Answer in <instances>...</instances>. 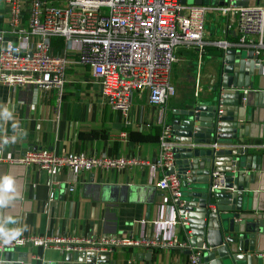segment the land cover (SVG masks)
Masks as SVG:
<instances>
[{"label":"crops","instance_id":"obj_1","mask_svg":"<svg viewBox=\"0 0 264 264\" xmlns=\"http://www.w3.org/2000/svg\"><path fill=\"white\" fill-rule=\"evenodd\" d=\"M183 2L219 5V0ZM253 4L264 6V0H249V5ZM6 10L0 0V29L5 30ZM205 23L208 28L204 25L202 51L195 47L177 49L175 64L180 70L172 82L176 91L162 111L148 102L146 92H136L129 114L123 118L106 102L90 69L78 64L76 54L71 51L65 53L67 68L60 97L53 89L0 83V139L11 138L0 147V234L142 237L157 245L114 248L104 264L189 263L188 251L193 249L182 224L173 227L152 224L155 220H170L172 210L169 191L157 186L166 170H152L150 164L158 156L162 124H170L172 111L192 105L196 96L208 94L216 84L223 50L213 41L235 40L219 13L209 11ZM26 28L25 18L22 29ZM5 39L16 41L9 33ZM259 58L263 61L264 49ZM251 83V88L240 89V103L245 109L241 124L245 129H239L244 135L243 141L237 144L248 147L249 153L261 159L257 187L258 203L264 208V148L256 147L264 144V61L255 70ZM188 89L192 90L190 97L186 96ZM242 90H247L246 94ZM40 148L56 154L129 157L142 163L122 170L93 169L75 174L68 169L45 172L13 161L27 151ZM68 187L73 190L69 191ZM51 190L55 192L52 199L49 198ZM141 220L146 223L142 224ZM172 232L185 242L184 248L159 245ZM260 253L264 256V251H257L256 255ZM0 264L89 263L75 253L24 245L0 250Z\"/></svg>","mask_w":264,"mask_h":264},{"label":"built area","instance_id":"obj_2","mask_svg":"<svg viewBox=\"0 0 264 264\" xmlns=\"http://www.w3.org/2000/svg\"><path fill=\"white\" fill-rule=\"evenodd\" d=\"M7 7V28L0 29V83L7 86H33L63 92L67 59L65 53L74 52L76 62L90 69L101 93L113 110L127 118L132 96L146 92L148 102L164 109L175 95L171 81L172 66L180 47H195L202 51L205 41L204 25L209 11L219 13L226 20L227 29L235 40H215L223 52L228 48L244 49L259 57L264 49V6H239L233 0L224 5L187 4L182 0H3ZM26 18L27 28L22 29ZM13 34L16 41L5 39ZM62 37L65 47L55 54L52 37ZM22 43H25L24 47ZM261 59V58H260ZM262 60V59H261ZM264 61V59H263ZM247 90H242L246 94ZM245 99V96H243ZM0 139V147L10 141ZM160 150L150 168L166 170L158 188L168 190L172 217L152 222L153 225L173 227L183 224L181 214V181L176 173H167L173 165L171 125L163 123L158 138ZM201 147L202 145H197ZM217 148V143L209 144ZM264 148V144L256 146ZM26 167L35 166L45 172L68 169L72 173L93 169L112 170L133 167L141 160L105 155L56 154L47 148L25 152L13 160ZM214 176H219L214 172ZM57 185V182L55 183ZM69 191L73 187H68ZM55 197L51 190L49 198ZM141 223H146L141 220ZM24 245L55 248L80 255L86 252L111 253L118 247H146L157 245L142 237L117 234L96 238L62 235L0 234V250ZM160 246L184 248L185 242L170 234ZM262 253L259 254L261 256ZM188 264H206L202 249L193 250Z\"/></svg>","mask_w":264,"mask_h":264},{"label":"water","instance_id":"obj_3","mask_svg":"<svg viewBox=\"0 0 264 264\" xmlns=\"http://www.w3.org/2000/svg\"><path fill=\"white\" fill-rule=\"evenodd\" d=\"M225 3L219 0V5ZM232 4L247 6L249 0ZM220 59L218 79L208 94L172 111L171 141L177 145L171 149L173 165L167 173L180 178L184 188L180 213H186L182 229L191 249H202L206 264H264V256L256 255L264 251V208L258 203L257 187L261 159L237 144L244 135L239 129H245L240 89L252 87L251 77L263 61L251 52L242 56L237 48L222 51ZM79 256L89 264H104L110 254Z\"/></svg>","mask_w":264,"mask_h":264},{"label":"rangeland","instance_id":"obj_4","mask_svg":"<svg viewBox=\"0 0 264 264\" xmlns=\"http://www.w3.org/2000/svg\"><path fill=\"white\" fill-rule=\"evenodd\" d=\"M207 25V23H205V29H207L208 28V26H206ZM212 26V25H211ZM241 53H242V56H245L246 55V52H245V50L244 49H241ZM179 68H178V65H176L175 63L173 64V67H172V82L174 81V78H175V75H179ZM175 82H176V79H175ZM188 84V83H187ZM192 90H190V89H188V90H186V96L188 97L192 92H191ZM190 97V96H189ZM193 100H194V98H193ZM181 189V193H182V197H181V199H183L184 198V188L183 187H181L180 188Z\"/></svg>","mask_w":264,"mask_h":264},{"label":"trees","instance_id":"obj_5","mask_svg":"<svg viewBox=\"0 0 264 264\" xmlns=\"http://www.w3.org/2000/svg\"><path fill=\"white\" fill-rule=\"evenodd\" d=\"M51 45L55 54L60 53L64 47V39L59 36L53 37L51 39Z\"/></svg>","mask_w":264,"mask_h":264}]
</instances>
